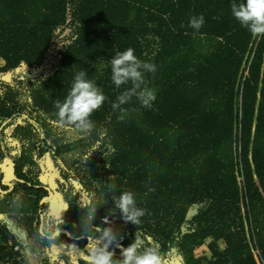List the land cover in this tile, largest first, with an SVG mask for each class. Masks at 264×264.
Masks as SVG:
<instances>
[{"label": "trees", "instance_id": "1", "mask_svg": "<svg viewBox=\"0 0 264 264\" xmlns=\"http://www.w3.org/2000/svg\"><path fill=\"white\" fill-rule=\"evenodd\" d=\"M231 3L0 0V264H32L27 249L38 264H87L97 227L123 247L138 231L163 264H257L248 222L264 261V35ZM201 14L196 32L189 19ZM129 47L156 67L142 86L155 100L133 96L121 113L109 101L131 85L115 88L110 60ZM82 69L109 98L89 134L54 115ZM50 164L54 192L41 179ZM126 190L147 210L138 225L115 208ZM55 196L62 223L50 216ZM207 241L209 256H197Z\"/></svg>", "mask_w": 264, "mask_h": 264}, {"label": "clouds", "instance_id": "2", "mask_svg": "<svg viewBox=\"0 0 264 264\" xmlns=\"http://www.w3.org/2000/svg\"><path fill=\"white\" fill-rule=\"evenodd\" d=\"M230 12L240 25L252 35H264V0H232ZM214 19H218V17H214ZM204 23L205 18L201 14L191 16L188 26L198 32ZM110 64L111 81L115 88L121 89L124 85H131L121 91L115 101H109L111 108L124 113L126 110L121 105L128 103L133 96L140 100L142 106L150 108L151 102L155 100V94L147 87L142 86L146 84L145 74L154 73L155 65L139 59L131 47L123 51H116ZM107 100L109 98L93 79L88 78L86 71L82 69L74 76V81L64 100L56 99L54 102L57 125L60 128L70 127L78 132L89 134L95 128V123L91 119L93 113L99 110ZM122 118L123 116L120 117V119ZM107 186L109 193H115V185L110 183ZM112 199L115 202V208L122 214V219L125 222L138 225L141 223V218L147 214L146 209L137 206L135 193L132 191H123L118 197L112 195ZM66 209L67 206H65ZM96 211V207L89 209L88 223L92 224ZM57 220L62 223L59 217ZM104 223H108L107 218L104 219ZM95 229L100 232V236L87 237L89 241L87 264H163V257L159 249L147 245L138 231L135 233L133 242L127 247H123L118 244L117 237L111 227ZM114 243L121 248L119 258H114Z\"/></svg>", "mask_w": 264, "mask_h": 264}, {"label": "rangeland", "instance_id": "3", "mask_svg": "<svg viewBox=\"0 0 264 264\" xmlns=\"http://www.w3.org/2000/svg\"><path fill=\"white\" fill-rule=\"evenodd\" d=\"M3 63H0V65ZM52 165H48V167L44 170L43 175L41 176V179L44 182H48L50 184V189L54 192L56 189V176L55 174H51L50 171H52ZM83 201H87V199L82 195ZM51 205H50V216L55 220V222H58L57 217H59L62 220L63 212L65 210V204L62 203L59 197L55 196L51 200ZM24 239V244H26L25 237L26 235L21 236ZM208 243L204 245L203 247L199 248L196 251L197 256H203V255H208L209 256V251H208ZM27 252L29 254V257L31 259L32 264H38L40 261H43L42 259H39L38 255L36 253H32L30 249H27ZM259 257V256H258ZM256 262L257 264H260L257 255H255ZM44 263V261L42 262ZM175 264H183V259L182 258H177Z\"/></svg>", "mask_w": 264, "mask_h": 264}, {"label": "built area", "instance_id": "4", "mask_svg": "<svg viewBox=\"0 0 264 264\" xmlns=\"http://www.w3.org/2000/svg\"><path fill=\"white\" fill-rule=\"evenodd\" d=\"M240 179L242 180L243 178L240 177ZM246 228H247V236L251 242L254 255H257V258H258L260 264H264V261L259 259L260 258V251L255 247L256 237H255V229H254L252 223L251 222L246 223Z\"/></svg>", "mask_w": 264, "mask_h": 264}, {"label": "water", "instance_id": "5", "mask_svg": "<svg viewBox=\"0 0 264 264\" xmlns=\"http://www.w3.org/2000/svg\"><path fill=\"white\" fill-rule=\"evenodd\" d=\"M9 163H10V162L4 163V164H2L1 166H5V165H7V164H9ZM13 169H14V168L11 169V173H13ZM51 199H52V197L47 198V199H44V200L42 201V203H44V202H46V201H48V200H51ZM62 230H66V229H60V230H57L56 232H59V231H62ZM41 232L43 233V231H41ZM69 236L72 237V234L69 233ZM82 237H86V236H80V237H78V238H82Z\"/></svg>", "mask_w": 264, "mask_h": 264}]
</instances>
